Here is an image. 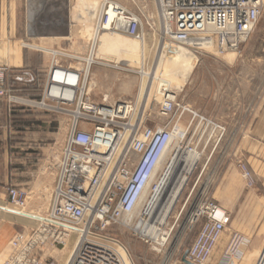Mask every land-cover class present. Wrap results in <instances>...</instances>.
Returning <instances> with one entry per match:
<instances>
[{
	"label": "built area",
	"instance_id": "2783aa9c",
	"mask_svg": "<svg viewBox=\"0 0 264 264\" xmlns=\"http://www.w3.org/2000/svg\"><path fill=\"white\" fill-rule=\"evenodd\" d=\"M154 4L161 51L169 45L196 55L210 51L218 56L238 53L264 10V0H154ZM148 20L155 32L153 18ZM103 32L125 35L138 42L144 41L145 36L142 17L109 0L101 4L94 28L97 36ZM58 57L57 53L53 55L36 102L40 108L68 117L51 205L37 218L33 229L12 237L1 264H57L54 251L68 245L71 248L64 264H132L128 248L110 231L117 226L133 230L131 225L141 218L134 215L145 201H153L146 219L153 224L173 196L176 200L165 223L170 235L162 247L169 244L174 230V239L179 237L178 248L198 227L185 251V260L188 264H206L229 223L228 214L212 200L208 189L202 188L196 194L181 226L177 224L180 213L170 227L168 220L199 161L187 176L190 152L197 150L202 157L214 137L215 148L224 128L200 116L197 132L202 147L198 149V145L183 144L191 120L182 130L178 146L166 157L184 114L196 116L177 101L175 90H159L160 103L153 115L145 113V105L138 99L89 101L87 73L97 62L75 67L60 63ZM106 66L123 70L119 63ZM6 92L5 77L0 71V96ZM239 167L250 186L249 169L245 164ZM196 185L197 181L187 193V201L194 195ZM7 196L8 205L0 210L27 215L26 190L12 186L7 189ZM138 237L153 244L143 235ZM244 247L245 240L233 234L223 253L225 264H234ZM261 254L256 264H263L264 249ZM182 256L179 264H186Z\"/></svg>",
	"mask_w": 264,
	"mask_h": 264
},
{
	"label": "crops",
	"instance_id": "0c3cea01",
	"mask_svg": "<svg viewBox=\"0 0 264 264\" xmlns=\"http://www.w3.org/2000/svg\"><path fill=\"white\" fill-rule=\"evenodd\" d=\"M79 3L80 0H0V71L6 88L17 95L13 100L0 96V207L8 205L9 187L27 192V215L0 210V264L9 252L12 237L33 229L37 218L51 205L63 145L55 138V113L38 107L36 102L40 99L41 80L55 53L65 65H75L65 62L68 57L86 62L74 50L80 39L81 19L76 12ZM95 4L96 0H92ZM251 52H255L256 62L250 58L248 63L210 65L217 71L222 67L238 71L242 88L248 89L246 108L221 113L220 87H201L203 116L223 127L226 136L225 162L217 163L223 170L213 198L231 215L230 224L206 264H225L223 253L233 234L245 240L244 250L234 264H256L264 247V194L256 186L264 184V63L258 61L264 60V49H250V56ZM214 151L213 147L207 148L208 163ZM241 162L252 174V188L242 180L238 167Z\"/></svg>",
	"mask_w": 264,
	"mask_h": 264
},
{
	"label": "rangeland",
	"instance_id": "374dc122",
	"mask_svg": "<svg viewBox=\"0 0 264 264\" xmlns=\"http://www.w3.org/2000/svg\"><path fill=\"white\" fill-rule=\"evenodd\" d=\"M103 1L104 0H96V4L92 5V0H80L79 8L76 9L81 20L79 22L80 39L76 42L74 50L77 52V56L84 61L86 60V62L73 61L70 57L64 59L67 63H75V67L78 65L85 66L88 56L94 53L93 61L100 63L92 64L87 73V99L89 101L102 102L103 98H106L109 102L117 100L134 101L138 99V102L142 101L143 105H145V113L153 115V113L157 112L160 103V98L158 96L159 90H175L177 101L196 115L193 116L189 113L184 114V117L177 125L179 128L178 130H180L179 136L182 130L184 131L192 120L183 144L192 146L198 145V149L202 147V142L199 141V133L197 131L200 127L199 117L204 114L201 110V87L204 86V84L213 86L215 90L220 87L221 93L219 94V100L221 103V113H231L234 108L238 111L242 110L240 106L243 108L247 107L249 101L248 89L245 90V88H242L243 86L240 83L238 71L223 67L217 71V68H212L210 65L248 63L250 58L255 60V52H251L252 54L250 56V49H252V51L255 49H257V51L264 49V10L249 39L242 44L238 53H227L218 56L213 51H210L208 53L196 55L184 48H176L172 52H169V50L174 47L169 45L168 49L161 51L159 45L160 40L156 34V31H158V21L154 0H109L142 17L143 32L145 34L144 41L138 42L125 35H122L123 37H120V39L109 41L105 36H100L96 43L93 44L94 28ZM149 17L153 18L156 27L155 32L148 26L150 22L148 20ZM104 50L107 51L105 52ZM256 61L257 60L253 62ZM258 61L264 63L263 58ZM114 63L122 64L123 70L106 66L109 64L113 65ZM90 64H88V66ZM141 71L150 74V77L142 78L140 74ZM207 76H209L208 79ZM257 85L258 83H254L253 86ZM243 90L246 91L244 92L245 94L241 93ZM3 97L6 100H13L17 95L7 88V92ZM53 115L57 118L56 122H53L55 133L57 134L55 138L61 145H64L67 134L68 117L58 113ZM179 136L176 138L177 142ZM225 138L226 136L223 134L215 147V151L209 163L207 162L208 165L204 167L207 148L209 147V149H211L215 144L216 138H211L206 151H204L202 157L200 156L192 172L185 192L175 203L168 220L169 227L173 224L175 217L178 216L179 213L180 217L177 224L181 226V222L189 211L196 194L206 186L207 182L209 185H207L206 188L212 200L215 201L213 195L223 170V167L220 168L217 166V163L220 165L225 162L223 158L226 148L224 144ZM240 164L244 163H239L238 167ZM262 174L264 175V173ZM262 174L261 176H263ZM242 180L247 188L254 187L252 174L250 186L248 185V181L243 178ZM196 181L197 185L194 195L187 201V193ZM256 186H258V192L264 194V184H257ZM246 187L245 190H247ZM227 214L229 216V225L231 222V215L229 213ZM134 218L137 217L134 216ZM197 229L198 227L182 241L178 248L176 246L177 249L175 248L169 260H167V264H179L181 256L189 247L191 240H193L197 233ZM110 232L116 236L120 243L128 248L132 256V264H164L167 250L171 248L173 241L175 242L177 239H174L176 233V230H174L169 244L162 248L158 247L159 251H156L153 245L142 242L138 234L132 229L117 226L112 228ZM70 248L71 246L68 245L65 249L54 251L53 256L57 264H64L69 255L68 251ZM263 249L264 247L260 249L259 255ZM246 252L248 256V251Z\"/></svg>",
	"mask_w": 264,
	"mask_h": 264
},
{
	"label": "bare ground",
	"instance_id": "6f19581e",
	"mask_svg": "<svg viewBox=\"0 0 264 264\" xmlns=\"http://www.w3.org/2000/svg\"><path fill=\"white\" fill-rule=\"evenodd\" d=\"M100 36H105L109 41H114V40L120 39V37L121 38L123 37L120 34H115V33H111V32H103L99 36L94 34L93 35V41H94L93 44L96 43V41L98 40V38ZM130 39H132V38H130ZM176 48H180V47H172L171 50H169V52H172ZM104 51L106 52L107 50H104ZM230 53H234V52H230ZM93 56H94V53H91L88 56V58H87L88 64H90V62H92L94 60ZM140 74H141L142 78L150 77V74L146 73L145 71H141ZM179 134H180V130L177 131V136H179ZM177 146H178V142L176 141V138H174L171 141V144L168 147V150L166 151V157L169 156ZM200 156H201V153L197 150H192L190 152V158L192 160H191L190 164L186 163V171H187L186 175L187 176L192 171L194 164L197 162V160H199ZM175 162H177L176 158H175ZM181 185H182V183H181ZM207 185H209L208 182L206 183V186H204L203 190L207 189L206 188ZM175 200H176L175 196L169 198L165 208L163 210H161L160 215L156 218V220L154 221L153 224H148L146 221V219L149 216V215H147V211L153 206V201H150L148 203H146V201H145L143 203L144 205L141 204L142 206L139 207V209L137 210V212L134 215L137 218L141 217L137 222H135L133 225H131L134 232H136L139 235H143V236L147 237L151 241V243H153L152 244L153 248L156 251H159L158 247H162L164 245V243L167 242V240L169 238L170 230L165 229V223H166V219L168 217V214H169L171 208L173 207ZM178 242H179V237H177L175 242L173 241L174 244L172 243L171 248L167 250V255H166L164 264H167V260H169L171 254L175 250ZM260 255L262 256V254H260ZM262 262L264 264V259Z\"/></svg>",
	"mask_w": 264,
	"mask_h": 264
},
{
	"label": "water",
	"instance_id": "95a60500",
	"mask_svg": "<svg viewBox=\"0 0 264 264\" xmlns=\"http://www.w3.org/2000/svg\"><path fill=\"white\" fill-rule=\"evenodd\" d=\"M186 254H187L186 252L183 254V256H182V261L185 262L186 264H188V263L186 262V260H185V256H186Z\"/></svg>",
	"mask_w": 264,
	"mask_h": 264
}]
</instances>
